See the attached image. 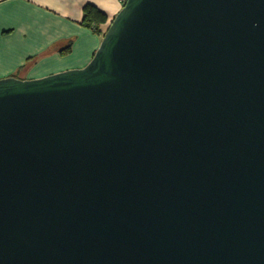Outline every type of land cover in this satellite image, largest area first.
Here are the masks:
<instances>
[{"label":"water","instance_id":"obj_1","mask_svg":"<svg viewBox=\"0 0 264 264\" xmlns=\"http://www.w3.org/2000/svg\"><path fill=\"white\" fill-rule=\"evenodd\" d=\"M0 264H264V0H126L0 78Z\"/></svg>","mask_w":264,"mask_h":264},{"label":"crops","instance_id":"obj_2","mask_svg":"<svg viewBox=\"0 0 264 264\" xmlns=\"http://www.w3.org/2000/svg\"><path fill=\"white\" fill-rule=\"evenodd\" d=\"M106 15L99 30L83 22L84 7ZM122 0H0V78H40L84 67Z\"/></svg>","mask_w":264,"mask_h":264},{"label":"trees","instance_id":"obj_3","mask_svg":"<svg viewBox=\"0 0 264 264\" xmlns=\"http://www.w3.org/2000/svg\"><path fill=\"white\" fill-rule=\"evenodd\" d=\"M106 21V15L97 9L93 5H86L84 7V18L83 22L87 26L95 27V30H99V25Z\"/></svg>","mask_w":264,"mask_h":264},{"label":"built area","instance_id":"obj_4","mask_svg":"<svg viewBox=\"0 0 264 264\" xmlns=\"http://www.w3.org/2000/svg\"><path fill=\"white\" fill-rule=\"evenodd\" d=\"M123 2H125L126 0H122Z\"/></svg>","mask_w":264,"mask_h":264},{"label":"rangeland","instance_id":"obj_5","mask_svg":"<svg viewBox=\"0 0 264 264\" xmlns=\"http://www.w3.org/2000/svg\"><path fill=\"white\" fill-rule=\"evenodd\" d=\"M56 73V72H55Z\"/></svg>","mask_w":264,"mask_h":264}]
</instances>
